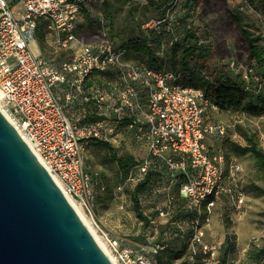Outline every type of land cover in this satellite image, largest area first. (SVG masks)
<instances>
[{"label": "built area", "instance_id": "built-area-1", "mask_svg": "<svg viewBox=\"0 0 264 264\" xmlns=\"http://www.w3.org/2000/svg\"><path fill=\"white\" fill-rule=\"evenodd\" d=\"M103 1L19 0L21 11L14 12L15 7L0 0V110L67 195L86 208L96 196L83 159L86 145L118 149L121 135L131 132L148 155L126 183H139L160 163L164 179L177 186L195 214L187 223L191 259L201 252L202 264H214L222 246L206 241L214 213L224 197L235 216L246 205L241 167L207 143L208 137L226 136L227 129L209 121L207 112L214 105L205 93L182 84L191 73L131 62L129 51L111 39L103 16L97 20L99 37L81 41L77 24L82 12ZM166 1L162 14L142 25V37L158 57L181 34V0ZM40 31L64 53L60 60L33 51ZM154 39L159 41L154 44ZM230 69L235 71V65ZM72 109L79 113L73 116ZM172 200L159 209V219L171 215ZM104 240L115 264H153L151 257L160 250L154 245L146 252L139 244L107 234Z\"/></svg>", "mask_w": 264, "mask_h": 264}, {"label": "rangeland", "instance_id": "rangeland-1", "mask_svg": "<svg viewBox=\"0 0 264 264\" xmlns=\"http://www.w3.org/2000/svg\"><path fill=\"white\" fill-rule=\"evenodd\" d=\"M6 1L15 7L14 12L21 11L19 0ZM164 2L165 0H137V2L105 0L91 3L80 16L77 24L78 36L84 42L97 39L100 32L97 20L103 16L107 21L111 39L117 45H126L135 37L142 36V25L147 20L160 16L156 7L164 4ZM228 3L231 11L242 14L245 25L251 31L264 35V6L262 3L257 0L254 3L250 0H228ZM206 6L208 10L212 9L213 14L202 20L198 12L195 27L206 26L211 30L216 39L218 56L221 60L226 59L225 61L228 62L233 60L245 67L249 66L245 43L236 29L223 17L224 12L221 7L218 5L214 8L211 4ZM41 33L45 34L44 31ZM45 40V43L42 44L39 36L37 42L40 47H46V56L60 60L64 53L54 49V41L51 36L45 35ZM262 44L264 45V42ZM130 61L149 66L148 57L142 54H132ZM167 61L165 66L168 68L170 63ZM256 75L254 76V83L252 82L248 89L254 95V103L258 101L264 103V85H261L257 78L258 75ZM245 79L249 80L248 77ZM207 117L214 124L224 125L227 129L226 136L208 137L207 143L211 150L225 155L229 163H235L241 167V182L246 195V205L241 216H235L230 212L229 220L232 222L230 229H226V208H221L222 205L218 206L213 215L212 224L206 230V241L219 246L224 243L228 235H234L237 248L232 262L233 264H240L246 258L252 243L264 244V195L254 191L256 186L264 189V176L250 155H242L238 151L239 147L247 145L243 136L245 132L257 135L260 145L264 148V114H250L243 110L214 106L213 109H208ZM120 139V148H112L119 156L129 153L141 161L148 155L145 144L137 140L131 132L122 134ZM113 155L104 145L97 146L94 142L87 144L83 151L85 169L92 173L95 179L96 196L87 208L79 202L77 204L92 224L96 234L103 240L107 234L109 237L134 241L150 253L151 248L160 238L165 244L173 243L176 239L174 233L177 228L176 224L179 222L178 226L183 229L187 228V224L181 223V219L174 221V215L171 214L160 221V225L167 226L170 219L173 218L172 223L169 224L170 227H173L169 228L161 237L158 226L146 227L140 222L134 212L132 202V192L137 184L130 182L116 184L118 167ZM176 187L175 184H171L167 180L153 179L140 199L145 213L153 217L175 195ZM143 237L145 238L143 239ZM104 242L107 243L106 240ZM189 251L190 249L175 264H193L194 261L191 259ZM214 264H218V262L216 261Z\"/></svg>", "mask_w": 264, "mask_h": 264}, {"label": "trees", "instance_id": "trees-1", "mask_svg": "<svg viewBox=\"0 0 264 264\" xmlns=\"http://www.w3.org/2000/svg\"><path fill=\"white\" fill-rule=\"evenodd\" d=\"M255 1L256 0H250L252 3ZM257 1L264 6V0ZM166 2L165 0L164 4ZM164 4L156 7L160 15L162 14L161 10ZM208 4H211L214 8L219 5L224 12L223 17H225L227 22L230 23L241 36L246 46L249 66L245 67L243 64L233 60L229 62L225 61L226 59L221 60L218 56L217 42L211 30L206 26H204L205 28L195 27V20L197 19L198 12L202 20H205L207 16L213 14L211 8L209 10L207 9L206 5ZM178 11L182 26H180V40L175 46L167 49L164 56L158 57L157 50L148 47L142 35L143 37H135L126 45H123L129 51L130 57L132 54L147 56L149 59L148 68L151 69H167L179 74L183 72L191 73L189 77L182 78V84L186 87L201 89L210 99L212 105L216 107L243 110L250 114L263 115L264 103L262 101L254 103V95L248 88L252 82L254 83V76L256 74L258 75H256L257 78L260 80L258 81L261 85H264V45L262 44L264 42V35L256 34L251 31V29L245 25L242 14L231 11L228 0H181ZM188 26H190V28H188ZM39 36L41 43L44 44L46 41L45 35L40 31L38 37ZM158 41L159 39H154V44ZM166 61L170 63L168 68L165 66V64H167ZM230 64H234L237 71L231 70ZM206 77H209L210 80H207ZM246 77H248L250 81H247V79H245ZM209 121L211 120L209 119ZM243 136L247 145L245 147H239L238 151L242 155H250L255 160L258 169L264 176V148L260 145L257 135L245 132ZM96 144L97 146L104 145L114 154L113 159L118 167L116 184H119V182L125 183L132 170L140 161L129 153L119 156L117 152L113 150L114 148L108 144ZM157 165L156 169L149 171V173L137 183L132 192V202L134 212L139 221L146 227L158 226L159 235L162 237L169 228L173 227L169 226L173 218L174 221L181 219V223L187 224L194 218L195 214L188 208L187 201L179 197L177 187L171 202V214L174 216L170 219L167 226L160 225L161 219L158 218L159 210L153 217L145 213L141 205V196L145 193L147 186L153 179L158 178L160 181L164 179L165 168L160 163ZM89 174L92 176L93 183L95 184L92 173ZM254 191L264 195L263 188L256 186L254 187ZM220 205H222L221 208H226V229H230L232 227V222L229 220V216L230 212L231 214L233 213L231 204L229 200L224 197ZM178 223L176 224L177 228L176 225H174L176 228L174 232L176 234V239H174L173 243L169 245L165 244L161 241V238L155 243V245L160 247V250L152 257L153 264H175L186 255L192 240V230L188 227V224L187 228L183 229L178 226ZM144 238L145 237H143V239ZM138 241H140V239H138ZM131 242L136 243L134 241ZM236 248L234 235H228L221 246L217 258L218 264H233L232 259ZM202 259L203 255L199 252L197 256L192 259L194 261L193 264H202ZM240 264H264V244L259 245L257 243H252L246 258L241 261Z\"/></svg>", "mask_w": 264, "mask_h": 264}, {"label": "water", "instance_id": "water-1", "mask_svg": "<svg viewBox=\"0 0 264 264\" xmlns=\"http://www.w3.org/2000/svg\"><path fill=\"white\" fill-rule=\"evenodd\" d=\"M0 264H113L1 110Z\"/></svg>", "mask_w": 264, "mask_h": 264}, {"label": "bare ground", "instance_id": "bare-ground-1", "mask_svg": "<svg viewBox=\"0 0 264 264\" xmlns=\"http://www.w3.org/2000/svg\"><path fill=\"white\" fill-rule=\"evenodd\" d=\"M28 145V144H27ZM35 155V154H34ZM36 156V155H35ZM37 159L40 161V163L42 164L41 160L39 159L38 156H36ZM43 165V164H42ZM44 166V165H43ZM45 167V166H44ZM46 169V168H45ZM48 172V170H47ZM50 174V173H49ZM50 176L52 177V179L55 181V183L58 185V187L62 190V192L64 193V195L67 197V199L70 201L71 205L74 207V209L76 210L77 214L80 216V218L82 219V221L85 223V225L88 227V229L90 230V232L93 234L94 238L96 239V241L99 243L100 247L103 249V251L108 255V257L110 258V260L112 261L113 264H115L114 260L112 259V256L110 255L105 242L102 238H100L96 232L94 231V228H92V224L90 223V221L86 218V216L84 215L82 209L80 208V206L72 200V198L67 195V193L65 192V190L63 189V187L61 186V184L50 174Z\"/></svg>", "mask_w": 264, "mask_h": 264}, {"label": "crops", "instance_id": "crops-1", "mask_svg": "<svg viewBox=\"0 0 264 264\" xmlns=\"http://www.w3.org/2000/svg\"><path fill=\"white\" fill-rule=\"evenodd\" d=\"M89 6V5H88ZM88 8V7H87ZM32 49H33V51L35 52V53H42V54H44L45 56L47 55L46 54V47L45 48H43V47H40L39 45H38V42H36L34 45H33V47H32ZM79 113V111L78 110H76V109H72L71 110V114L73 115V116H76L77 114Z\"/></svg>", "mask_w": 264, "mask_h": 264}]
</instances>
